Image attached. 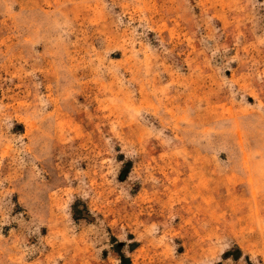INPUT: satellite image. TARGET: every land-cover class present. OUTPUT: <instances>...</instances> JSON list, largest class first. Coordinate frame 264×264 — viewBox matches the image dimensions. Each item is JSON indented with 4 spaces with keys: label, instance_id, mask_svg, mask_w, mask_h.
Wrapping results in <instances>:
<instances>
[{
    "label": "rangeland",
    "instance_id": "374dc122",
    "mask_svg": "<svg viewBox=\"0 0 264 264\" xmlns=\"http://www.w3.org/2000/svg\"><path fill=\"white\" fill-rule=\"evenodd\" d=\"M0 264H264V0H0Z\"/></svg>",
    "mask_w": 264,
    "mask_h": 264
}]
</instances>
